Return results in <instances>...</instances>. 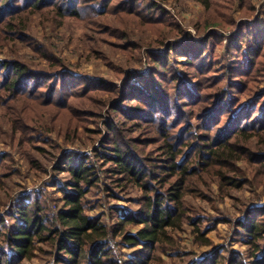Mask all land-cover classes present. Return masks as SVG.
<instances>
[{
	"label": "trees",
	"instance_id": "obj_1",
	"mask_svg": "<svg viewBox=\"0 0 264 264\" xmlns=\"http://www.w3.org/2000/svg\"><path fill=\"white\" fill-rule=\"evenodd\" d=\"M196 1L207 9L214 4V0ZM238 1L242 7L244 0ZM248 3L252 10L249 0ZM53 6L62 15L86 18L126 9L139 13L145 20L174 25L161 7L160 15L154 14L156 4L141 6V0H0V26L9 32L26 31L22 24L25 22L18 21L20 14ZM242 23L236 34L243 35L246 46H238L236 57L229 60L216 52V44L210 42L212 34L199 41L181 38V48L175 46L176 41L165 45L163 40L164 49L149 50V75L132 73L123 81L125 89L149 106L128 110L127 101L121 97V101L113 102L112 109H120L126 123L132 119L146 121L150 117L145 115L152 113L150 122L158 123L163 138L157 156L134 148L136 137L114 136L122 131L120 120L105 122L108 136L94 148L93 156L65 152L61 162L66 166L62 168L70 178L58 185L57 191L63 196L51 198L60 205L55 212H50L48 197L27 194L0 215V264H27L44 246L51 247L53 250L48 252H55L57 262L65 264H152L160 248H176L172 231L181 229L191 214L185 198L195 193L204 196L200 185L210 184L207 177H213L224 187H242L246 178L243 180L244 176L239 174L237 162L244 159L260 170L259 176L264 175V148L253 151L249 147L257 135L264 136V85H252L259 75H264V65L257 59L264 52V29L256 30L257 25ZM174 27L178 30L180 26ZM213 35L218 40L219 34ZM38 47L52 59L45 48ZM184 49L185 64L198 69L196 83L174 69V59ZM235 70L245 78L232 81L230 74ZM73 73L70 69H34L20 59L0 58V90L11 99L35 98L67 107L76 97L114 87L103 78L95 80ZM252 76L256 78L250 79ZM163 77L172 83L171 94L162 85ZM20 123L14 125V130L22 126ZM26 127L25 130L37 129ZM136 129L133 127L132 133ZM27 134L28 131L24 137ZM99 169L110 182L103 183ZM101 183L109 198L137 187L141 196L134 201L139 207H114L118 216L110 218V223L101 214H90L87 197L94 189H100ZM236 226L238 240L251 247V260L238 250L226 255L219 248L193 264H264V208L249 212ZM207 232L201 233L204 244L211 243L205 238ZM113 237H121L126 245L138 250L128 260H119L113 251Z\"/></svg>",
	"mask_w": 264,
	"mask_h": 264
},
{
	"label": "rangeland",
	"instance_id": "obj_2",
	"mask_svg": "<svg viewBox=\"0 0 264 264\" xmlns=\"http://www.w3.org/2000/svg\"><path fill=\"white\" fill-rule=\"evenodd\" d=\"M249 2L252 10L248 0H244L242 7L238 0H214L211 9L196 0H141V6L156 4L154 14L160 15L161 7L164 15L174 25L180 26L178 30L171 23L148 21L139 13L126 9H118L117 14L86 18L62 15L54 6L38 11L29 9L20 14L18 18H22L18 21L25 22L22 24L26 25V31L17 32L18 29H14L9 32L0 26L1 59H20L34 69H70L83 77L103 78L108 86H114L76 97L67 107L42 103L35 98L16 96L17 99H11L0 90V215L11 210L12 205L27 194L48 197L50 212H55L60 205L51 198L63 196L57 188L62 181L70 178L62 168L66 166L61 162L65 152L69 150L93 156L94 148L108 136L105 122L120 120L121 133L112 135L136 137L134 148L141 153L148 152L149 156H157L163 138L158 123L150 122L153 120L152 113L145 115L150 117L146 121L132 119L126 123L122 119L123 112L112 109L113 102L121 101V97L127 101L128 110L149 106L138 99V95L134 96L129 89H125L123 81L132 73L136 76L140 73L149 75V50H162L167 43L174 41L175 46L181 48V43H178L181 38L190 37L199 41L212 34L210 42L216 44V52L221 54L222 59L235 58L239 51L237 48L246 46V40L241 39L243 35L236 34L242 29V22L257 25L256 30L264 29V0ZM214 33L219 34L218 40ZM163 40L166 41L164 46L161 45ZM38 46L45 48L52 59L44 56ZM184 52L186 49L174 59V69L189 82L196 83L199 74L195 72L198 69L193 70L192 65L185 64L187 57ZM257 59L262 61L263 66L264 52ZM262 70L264 72V67ZM237 71L230 74L234 82L244 77ZM263 78L264 75H259L252 85L263 86ZM162 85L171 94V81L163 77ZM17 122H21L22 126L14 130ZM138 122L140 125H137ZM26 126L37 129L25 130ZM133 127L137 128L135 133L131 131ZM249 147L253 151L262 150L264 136L257 135ZM237 166L239 174L244 176L243 180L246 178L242 187H224L213 177H207L210 184L200 185L204 196L196 193L187 195L185 199L191 214L181 229L172 231L176 248H160L152 264H193L211 256L219 248L226 255L238 250L251 260V247L238 240L240 233L236 224L244 220L249 212L253 214L256 209L264 208V183H258L259 180L264 181V175L259 176L257 171L260 170L246 159L238 161ZM98 171L103 183L110 182L103 170ZM107 192L101 183V188L94 189L86 202L90 214H101L107 223H110V218L118 216L114 207L126 210L139 207L134 201L141 196L137 187L119 191L116 198H109ZM198 223L200 231L197 230ZM202 232H207L205 238L211 240L210 244L202 243ZM111 243L119 260H128L138 250L126 245L121 237H113ZM41 248L27 264H65L57 262L55 252H48L53 250L51 247Z\"/></svg>",
	"mask_w": 264,
	"mask_h": 264
}]
</instances>
